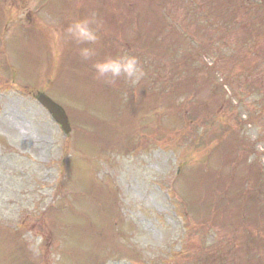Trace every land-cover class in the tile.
Instances as JSON below:
<instances>
[{
    "label": "rangeland",
    "instance_id": "rangeland-1",
    "mask_svg": "<svg viewBox=\"0 0 264 264\" xmlns=\"http://www.w3.org/2000/svg\"><path fill=\"white\" fill-rule=\"evenodd\" d=\"M0 264H264V0H0Z\"/></svg>",
    "mask_w": 264,
    "mask_h": 264
},
{
    "label": "clouds",
    "instance_id": "clouds-1",
    "mask_svg": "<svg viewBox=\"0 0 264 264\" xmlns=\"http://www.w3.org/2000/svg\"><path fill=\"white\" fill-rule=\"evenodd\" d=\"M94 20H75L64 30V38L74 41L80 47L78 54L84 61L92 60L96 56L93 47L98 41L97 29L93 26ZM92 67L98 78L107 83H114L123 78L136 83L143 75L138 59L131 55L109 56L103 60L93 61Z\"/></svg>",
    "mask_w": 264,
    "mask_h": 264
},
{
    "label": "water",
    "instance_id": "water-1",
    "mask_svg": "<svg viewBox=\"0 0 264 264\" xmlns=\"http://www.w3.org/2000/svg\"><path fill=\"white\" fill-rule=\"evenodd\" d=\"M37 99L53 115L54 120L62 125L63 130L68 133L69 125L60 109L43 95H40Z\"/></svg>",
    "mask_w": 264,
    "mask_h": 264
}]
</instances>
